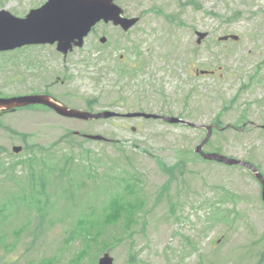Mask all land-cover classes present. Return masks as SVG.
Instances as JSON below:
<instances>
[{"label":"rangeland","instance_id":"rangeland-1","mask_svg":"<svg viewBox=\"0 0 264 264\" xmlns=\"http://www.w3.org/2000/svg\"><path fill=\"white\" fill-rule=\"evenodd\" d=\"M43 1L0 0V9L23 16ZM116 3L126 16L139 17L127 31L99 22L82 47L65 54L54 45L0 52V96L46 91L80 109L91 104L94 111L141 110L197 124L244 123L243 130H213L204 149L248 160L264 174V0ZM197 31L207 34L200 43ZM229 33L238 38L217 40ZM121 67L128 72L119 74ZM74 130L110 141L80 139ZM204 134L153 119L85 122L38 107L1 114L0 201L14 205L20 184V194L37 196V207L18 202L0 221V264H42L57 250L60 264H96L99 248L69 262L91 242L81 236L68 244L61 240L80 211L87 215L83 204L98 215L85 232L99 233V244L111 243L113 264H255L264 245L260 185L242 167L196 156L194 146ZM13 145L22 150L12 152ZM121 179L135 190L126 197L144 201L127 227L122 218L108 224L103 202L122 194ZM216 206L234 211L232 219L219 216Z\"/></svg>","mask_w":264,"mask_h":264},{"label":"water","instance_id":"water-1","mask_svg":"<svg viewBox=\"0 0 264 264\" xmlns=\"http://www.w3.org/2000/svg\"><path fill=\"white\" fill-rule=\"evenodd\" d=\"M112 0H48L41 7L31 10L25 18H15L6 11H0V49L12 48L26 43H44L57 41V49L66 52L71 48V43L80 45L82 37L88 32L91 25L97 20L112 19L114 23H120L123 28H127L136 21V18L124 19L119 17V8L111 3ZM199 33L197 41L203 37ZM103 40V39H101ZM31 103H42L50 106L58 113L82 119L107 117L113 112L102 111L100 113H89L76 109H67L62 104L56 103L45 94H31L14 96L8 98L0 97V110L14 108ZM145 117L156 115L137 113ZM168 122H177L181 119L177 117H162ZM209 129V126H208ZM210 131H207L204 139L197 145L198 151L204 158L216 159L226 163H238V160L228 158L217 153H206L202 151V145L207 140ZM90 138H101L100 135H89ZM15 151L19 147H13ZM263 184L264 199V178H262L250 165L245 163ZM111 258L106 254L100 258L98 264H110Z\"/></svg>","mask_w":264,"mask_h":264},{"label":"trees","instance_id":"trees-1","mask_svg":"<svg viewBox=\"0 0 264 264\" xmlns=\"http://www.w3.org/2000/svg\"><path fill=\"white\" fill-rule=\"evenodd\" d=\"M88 156V155H87ZM87 163L88 164H91V162L89 161V160H87ZM42 189V188H41ZM46 189V186L44 185V188L42 189V190H44L43 192L45 193V195L47 196V191L45 190ZM15 196L16 197H14V202L15 201H17V202H19L20 204H22V203H26V202H28L27 201V197H25L23 194H20V192H17V193H15ZM122 198H123V196H122ZM47 199H48V197H47ZM127 202H129V200L128 199H124V200H120V201H118V199H114L113 200V205H112V208H113V210L115 209L116 210V212L115 213H113V215H119V214H122V212H124L125 213V215H126V218L128 219V216H132V214H131V212H132V209L131 208H129V207H131V205H126V203ZM2 203H0V216L1 215H3V206H5V204H3V205H1ZM11 206H13V205H11ZM19 206V205H18ZM26 208H31L32 207V205H27V206H25ZM131 210V212H130V210ZM129 217V218H130ZM80 220H79V222H81V229H83V228H85V220H84V218L83 217H81V218H79ZM85 230H88L87 228L85 229ZM91 229H89L88 231H90ZM3 239V238H2ZM78 257V258H77ZM80 258H81V256H80V254H76V256L75 257H72L70 260L73 262V261H77V262H79L80 261ZM260 262L261 263H263L264 264V251H262L261 252V254H260ZM76 263V262H75ZM5 264H7L6 262H5Z\"/></svg>","mask_w":264,"mask_h":264},{"label":"flooded vegetation","instance_id":"flooded-vegetation-1","mask_svg":"<svg viewBox=\"0 0 264 264\" xmlns=\"http://www.w3.org/2000/svg\"><path fill=\"white\" fill-rule=\"evenodd\" d=\"M233 128H234V127H233ZM241 128H243V127H241ZM241 128H240V129H241Z\"/></svg>","mask_w":264,"mask_h":264}]
</instances>
